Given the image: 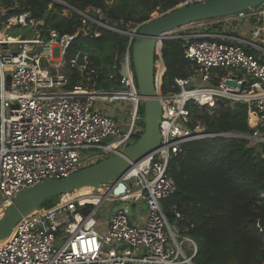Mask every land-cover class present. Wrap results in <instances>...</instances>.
I'll list each match as a JSON object with an SVG mask.
<instances>
[{
  "label": "built area",
  "instance_id": "2783aa9c",
  "mask_svg": "<svg viewBox=\"0 0 264 264\" xmlns=\"http://www.w3.org/2000/svg\"><path fill=\"white\" fill-rule=\"evenodd\" d=\"M50 1L64 6L65 12L70 9L60 0ZM207 1L181 0L176 8ZM77 13L98 27L122 35L127 32L112 25L102 9H94L96 18ZM0 14L7 17L8 10ZM31 20L30 13L8 16L2 28L7 39L0 38V219L21 192L49 179L68 178L118 155L144 131L138 114L142 99L130 47L120 82L125 91L136 89L138 105L131 102L133 112L127 124L115 114L97 110V99L79 94L87 91L82 86L73 91L65 89V58L78 34L60 36L53 31L47 39L40 28L44 21L40 20L33 22V37L18 36L11 41L8 31L27 28ZM193 25L202 29L174 39L186 41L185 58L195 67V73L176 80V93L164 95L162 87L159 89L163 109L161 147L119 181L102 185L104 194L99 203L78 200L73 192L58 197L53 206L39 207L24 217L9 241H0V264H195L196 240L188 234V228L180 227L182 216L177 208L170 207L175 214L171 223L164 206V201L178 190L169 165L182 153L185 143L216 136L205 134L201 127L192 130L188 126L192 104L207 108L210 114L219 101L246 105L252 135L217 136L264 143V3L233 16L186 27ZM158 57L157 68L164 63L161 52ZM84 62L80 65L76 58L68 64L83 71L87 68L86 56ZM228 81L236 86L228 85ZM100 91L104 90L94 92ZM53 93L61 96L44 97ZM120 182L126 192L114 194ZM135 192L138 194L121 198ZM112 195L116 199L110 201ZM105 202L119 204L101 229L97 217ZM83 208L89 210L88 214L82 212ZM140 220L142 224L137 222Z\"/></svg>",
  "mask_w": 264,
  "mask_h": 264
},
{
  "label": "trees",
  "instance_id": "16d2710c",
  "mask_svg": "<svg viewBox=\"0 0 264 264\" xmlns=\"http://www.w3.org/2000/svg\"><path fill=\"white\" fill-rule=\"evenodd\" d=\"M60 1L92 18H96L94 9H102L112 25L122 31L132 24L137 4L136 0H114L111 5L107 0ZM180 1L148 0L145 14L135 22H147L155 10L170 11ZM0 7V10H8V16L31 14L29 26L17 31L31 28L33 22L43 20L44 25L40 28L47 39L53 31L60 36L78 34L65 59L68 64L78 58V63L84 65L86 56L88 63L83 71L67 65V91H73L77 86L112 91L113 87L121 86L125 53L129 47L132 52L128 36L85 22L71 9L65 16L66 8L50 0H0ZM7 17L0 15L1 28ZM185 46L186 41L182 39L163 41L164 95L178 92L176 80L195 73V67L185 58ZM159 60L157 56V63ZM132 69L134 71L133 64ZM142 104L140 102L138 114L144 130ZM190 110L188 126L192 130L201 127L205 134L216 136L185 143L182 153L170 162L169 173L178 190L164 201L168 219L174 222L175 214L170 207L175 206L182 216L180 227L188 228V234L197 242L195 264H264V143L217 136L222 133L252 135L247 106L224 101L216 106L213 114L207 108L193 104ZM57 199L49 200L41 207H51Z\"/></svg>",
  "mask_w": 264,
  "mask_h": 264
},
{
  "label": "water",
  "instance_id": "95a60500",
  "mask_svg": "<svg viewBox=\"0 0 264 264\" xmlns=\"http://www.w3.org/2000/svg\"><path fill=\"white\" fill-rule=\"evenodd\" d=\"M263 3L264 0H209L174 8L160 17L145 22L138 32L130 26V31L124 35L132 37V64L138 91L143 101V133L134 144L124 148L118 155L100 161L68 178L49 179L21 192L6 208L0 219V241L9 238L20 220L49 200L86 187L100 188L104 184L119 181L135 165L150 157L161 147L160 125L163 109L159 100L156 57L162 50L165 35L193 23L233 16ZM64 5L79 12L67 4ZM8 81H11L10 76ZM228 85L235 87L236 83L228 81ZM240 87L243 88L244 84ZM222 103L223 101H219V104ZM125 192L126 186L123 182L114 189V194L117 195ZM82 212L88 214L89 210L83 208Z\"/></svg>",
  "mask_w": 264,
  "mask_h": 264
},
{
  "label": "rangeland",
  "instance_id": "374dc122",
  "mask_svg": "<svg viewBox=\"0 0 264 264\" xmlns=\"http://www.w3.org/2000/svg\"><path fill=\"white\" fill-rule=\"evenodd\" d=\"M114 2V0H107V3L109 4V5H111L112 3ZM136 2H137V4H136V8H135V11L133 12V17H134V20H133V22H132V24L130 25V26H133L134 27V30L136 31V32H138L139 31V29L141 28V26L145 23H136L135 21L137 20V19H139L140 17H142L144 14H145V12H146V9H147V5H148V0L146 1V0H136ZM0 9H1V7H0ZM3 10H0V13L2 12ZM168 12V11H167ZM167 12H162V11H160L159 9H157V10H155L153 13H151V18L149 19V20H151V19H154V18H157V17H160V16H162V15H164V14H166ZM64 14H67V16L69 15V11L68 12H65L64 11ZM1 16H2V14H0ZM8 15V14H7ZM10 16V15H9ZM11 16H13V15H11ZM4 17V16H3ZM130 26H128L127 27V29L125 30V31H130ZM19 28H12L11 30H9L8 31V33H7V35L9 36V37H11L12 38V36H14L13 38H17L18 36H23L24 38L26 37V38H31V37H33L34 36V30H33V27H31V28H28V29H26V30H21V31H17ZM198 29H202L201 27H199V26H188V27H186V26H183V27H180V28H178V29H176V30H174V31H172L171 33H169V34H167V35H165V37L166 38H168V39H174V38H176V37H185V36H187V35H191L190 33H193V31H197ZM3 29L0 27V38H6V35H5V33L2 31ZM239 31L241 32L242 30H241V28L239 29ZM17 36V37H16ZM129 38H130V41H132V37L131 36H128ZM160 52V51H159ZM67 62V61H66ZM67 63H66V65H65V74H66V72H67ZM85 90H87L88 92H94L95 90H92L89 86L87 87L86 86V88H85ZM119 91V90H126L124 87H122V86H120V87H118V89H116V88H112V91ZM98 94V93H97ZM135 96V95H134ZM96 99H99V100H101L98 96H96L95 97ZM116 101V100H115ZM122 101V103L125 105V107H126V109H124V110H122V112H125V114L123 115L124 117H125V121H126V123L128 124L129 123V121H130V118H131V115H132V112H133V108H132V105L131 104H128V102L127 101H131V100H121ZM142 102V101H141ZM138 103V102H137ZM100 104H102L100 101H97L96 102V106H98V105H100ZM120 117V116H119ZM123 150V149H122ZM98 191H100L99 189H97ZM101 192V191H100ZM111 198L112 199H114L112 196H111ZM86 201H91L90 199L89 200H86ZM119 203H117V202H105L102 206H101V208H100V210H99V214H98V219H99V222H101V221H103L104 219H106L109 215H110V213H111V211H112V209L116 206V205H118ZM142 205V203H139V207ZM144 209H145V207H144ZM171 223H174V222H171ZM184 248L187 250V246L185 245L184 246Z\"/></svg>",
  "mask_w": 264,
  "mask_h": 264
},
{
  "label": "bare ground",
  "instance_id": "6f19581e",
  "mask_svg": "<svg viewBox=\"0 0 264 264\" xmlns=\"http://www.w3.org/2000/svg\"><path fill=\"white\" fill-rule=\"evenodd\" d=\"M11 41H13L15 38H11ZM7 39V37H6ZM165 65L161 62L157 68V85H158V89H160L161 87V82H162V77L165 73ZM132 91H136V89H133ZM132 91H102L100 93H88L87 91H84L82 93H79L80 95L82 96H88V97H92L94 99H96L95 97L98 96L101 100H116V99H120V100H136V98H138L136 96V98L134 97V94ZM137 92V91H136ZM88 93V94H87ZM61 95L57 94V93H53V94H49V95H45L44 97L45 98H58L60 97ZM98 101H101L99 99H97ZM206 100V98H204V101ZM110 102V101H109ZM136 107L137 105L134 104ZM100 191H98L97 189H95L94 187H86V188H83L79 191H76V196L75 198L78 199V200H81V201H86V200H91V201H88V202H94V203H99L100 202V199L103 197V194H104V189L100 188L99 189ZM134 194H138V192H135V193H131V194H127L123 197H121L122 199H125V198H128V197H131L132 195ZM112 197L114 199H116V196H113ZM109 199H111L110 201L114 200L111 198V196L109 197ZM1 215L3 216V213H1ZM12 237V234L9 238H7L6 240H3L1 242L5 243L7 241H9V239Z\"/></svg>",
  "mask_w": 264,
  "mask_h": 264
},
{
  "label": "crops",
  "instance_id": "0c3cea01",
  "mask_svg": "<svg viewBox=\"0 0 264 264\" xmlns=\"http://www.w3.org/2000/svg\"><path fill=\"white\" fill-rule=\"evenodd\" d=\"M119 91H121V90H119ZM132 92L135 95L134 97L136 98V96H137L136 93L134 91H132ZM88 93H91V92H88ZM94 93H96V92H94ZM97 93H100V92H97ZM109 101L111 103H109ZM100 102L102 104L96 106V109L97 110H99V111H101L103 113H107V114H115L117 116H120V118H123L124 121H125V117L123 116L125 114V112H122V110L126 109V107H125V105L122 103V101L120 99H116V101L115 100H106L105 99V100H101ZM127 102H128V104H131V102H132V103L138 105V103H137L138 102V98H136V100H131V101H127ZM133 218L136 219V217H133ZM141 219H143V218H141ZM107 222H108V217L106 219H104L103 221L100 222V225H99L100 228L101 229H105V227L107 225ZM137 222H140V224H142L141 223V220L140 221H137Z\"/></svg>",
  "mask_w": 264,
  "mask_h": 264
}]
</instances>
